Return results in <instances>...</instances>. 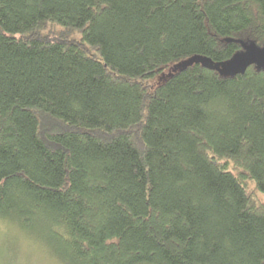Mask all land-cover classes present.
<instances>
[{"label": "trees", "instance_id": "1", "mask_svg": "<svg viewBox=\"0 0 264 264\" xmlns=\"http://www.w3.org/2000/svg\"><path fill=\"white\" fill-rule=\"evenodd\" d=\"M240 41L264 0H0V201L71 264H264V68L185 64Z\"/></svg>", "mask_w": 264, "mask_h": 264}, {"label": "clouds", "instance_id": "2", "mask_svg": "<svg viewBox=\"0 0 264 264\" xmlns=\"http://www.w3.org/2000/svg\"><path fill=\"white\" fill-rule=\"evenodd\" d=\"M66 231L54 208L24 191L0 201V264H71Z\"/></svg>", "mask_w": 264, "mask_h": 264}, {"label": "water", "instance_id": "3", "mask_svg": "<svg viewBox=\"0 0 264 264\" xmlns=\"http://www.w3.org/2000/svg\"><path fill=\"white\" fill-rule=\"evenodd\" d=\"M240 44L242 46V52L236 54L230 61L214 64L205 59L194 57L186 61L185 64L202 63L211 69L218 70L223 75L244 73L251 65H255L259 69L264 68V47H259L253 42L246 43L240 41Z\"/></svg>", "mask_w": 264, "mask_h": 264}]
</instances>
